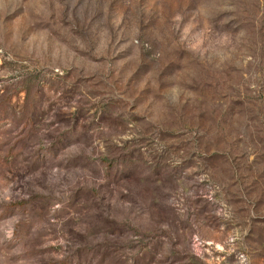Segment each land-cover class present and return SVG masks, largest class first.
Here are the masks:
<instances>
[{"label":"rangeland","instance_id":"obj_1","mask_svg":"<svg viewBox=\"0 0 264 264\" xmlns=\"http://www.w3.org/2000/svg\"><path fill=\"white\" fill-rule=\"evenodd\" d=\"M0 264H264V0H0Z\"/></svg>","mask_w":264,"mask_h":264}]
</instances>
